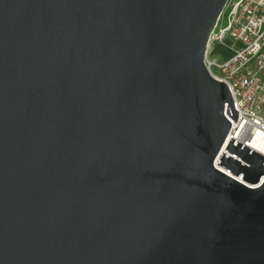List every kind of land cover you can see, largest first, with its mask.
I'll use <instances>...</instances> for the list:
<instances>
[{
  "label": "water",
  "instance_id": "1",
  "mask_svg": "<svg viewBox=\"0 0 264 264\" xmlns=\"http://www.w3.org/2000/svg\"><path fill=\"white\" fill-rule=\"evenodd\" d=\"M227 1L0 0V264H264L204 64Z\"/></svg>",
  "mask_w": 264,
  "mask_h": 264
},
{
  "label": "built area",
  "instance_id": "2",
  "mask_svg": "<svg viewBox=\"0 0 264 264\" xmlns=\"http://www.w3.org/2000/svg\"><path fill=\"white\" fill-rule=\"evenodd\" d=\"M226 9L227 24L221 27ZM224 11L209 37L204 64L214 79L227 86L238 113L235 125L226 116L225 105L230 122L227 142L245 140L246 146L247 140L257 137L262 149L258 153L264 158V0H228ZM226 38L235 47H229L230 57L219 62L212 56L216 45L225 46Z\"/></svg>",
  "mask_w": 264,
  "mask_h": 264
},
{
  "label": "rangeland",
  "instance_id": "3",
  "mask_svg": "<svg viewBox=\"0 0 264 264\" xmlns=\"http://www.w3.org/2000/svg\"><path fill=\"white\" fill-rule=\"evenodd\" d=\"M227 15H228V10L226 9L223 13V18L220 24L221 27L226 26ZM224 43H225V46L216 45L214 55L212 56L213 58H216L219 62L230 57L231 52L229 50V47H235V43L230 38H226Z\"/></svg>",
  "mask_w": 264,
  "mask_h": 264
},
{
  "label": "bare ground",
  "instance_id": "4",
  "mask_svg": "<svg viewBox=\"0 0 264 264\" xmlns=\"http://www.w3.org/2000/svg\"><path fill=\"white\" fill-rule=\"evenodd\" d=\"M247 141H248L246 144L247 148H249L251 150H255L256 152L262 150L259 139L257 137H255L254 139H251V140H247ZM241 142L244 143L245 140H242Z\"/></svg>",
  "mask_w": 264,
  "mask_h": 264
}]
</instances>
